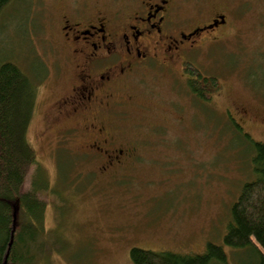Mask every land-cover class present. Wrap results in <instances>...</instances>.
Segmentation results:
<instances>
[{
  "label": "rangeland",
  "instance_id": "1",
  "mask_svg": "<svg viewBox=\"0 0 264 264\" xmlns=\"http://www.w3.org/2000/svg\"><path fill=\"white\" fill-rule=\"evenodd\" d=\"M55 1L13 0L0 14V63L15 64L34 82L54 69ZM217 1L243 5L238 44L192 56L191 64L216 77L219 90L209 101L194 99L179 63L173 75L161 70L150 110L131 116L165 126L143 137L139 157L118 174L89 173L78 158L55 153L43 140L46 128L59 125L50 124L54 95L42 91L27 130L37 157L33 174L48 186L40 191L46 207L38 264H132V247L200 255L209 243L223 248L226 264L254 262L223 238L241 187L253 179L252 147L244 135L264 143V0ZM152 82L143 85L152 91Z\"/></svg>",
  "mask_w": 264,
  "mask_h": 264
},
{
  "label": "flooded vegetation",
  "instance_id": "2",
  "mask_svg": "<svg viewBox=\"0 0 264 264\" xmlns=\"http://www.w3.org/2000/svg\"><path fill=\"white\" fill-rule=\"evenodd\" d=\"M54 6V69L34 82L35 108L42 91L51 90L50 124L59 126L46 128L43 140L102 177L134 163L143 137H154L152 132L165 126L134 122L131 116L150 110L160 71L173 75L179 63L188 93L198 98L188 86L194 77L185 70L191 57L237 45L244 19L243 5L217 0H58ZM148 79L152 91L143 85Z\"/></svg>",
  "mask_w": 264,
  "mask_h": 264
},
{
  "label": "trees",
  "instance_id": "3",
  "mask_svg": "<svg viewBox=\"0 0 264 264\" xmlns=\"http://www.w3.org/2000/svg\"><path fill=\"white\" fill-rule=\"evenodd\" d=\"M13 0H0V14ZM190 90L200 100H211L219 90L216 77L204 76L188 64ZM34 81L11 62L0 63V264H38L43 242L42 218L46 202L40 191L48 186L37 178V157L27 140L35 114ZM238 129L241 131L240 125ZM244 137L252 147L253 179L243 184L231 207V222L223 238L225 246L246 249L254 262L264 264V143ZM132 264H226L219 245L209 243L200 255L154 252L138 247L129 251Z\"/></svg>",
  "mask_w": 264,
  "mask_h": 264
}]
</instances>
